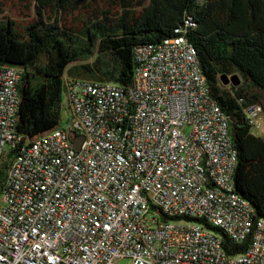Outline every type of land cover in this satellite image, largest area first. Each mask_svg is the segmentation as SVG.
Returning a JSON list of instances; mask_svg holds the SVG:
<instances>
[{
    "label": "built area",
    "instance_id": "obj_1",
    "mask_svg": "<svg viewBox=\"0 0 264 264\" xmlns=\"http://www.w3.org/2000/svg\"><path fill=\"white\" fill-rule=\"evenodd\" d=\"M194 27L135 46L128 88L64 75L70 119L32 140L17 130L21 71L0 66V264H264V219L234 191L231 120L210 102ZM244 114L264 139L262 105ZM222 235L247 249L228 255Z\"/></svg>",
    "mask_w": 264,
    "mask_h": 264
},
{
    "label": "trees",
    "instance_id": "obj_2",
    "mask_svg": "<svg viewBox=\"0 0 264 264\" xmlns=\"http://www.w3.org/2000/svg\"><path fill=\"white\" fill-rule=\"evenodd\" d=\"M6 3L0 0V15ZM17 6L26 18L34 9L35 17L22 32L13 20L0 23V66L21 71L17 130L30 140L59 127L64 75L128 88L135 46L172 37L184 20L195 23L185 35L210 97L231 120L238 159L234 191L251 204L255 218L264 219V139L244 114L245 106L259 103L258 94L264 93V0H17ZM85 6L92 21L79 24L76 18ZM235 74L241 79L238 87L221 84V75ZM6 167L4 162L0 191ZM248 244L249 238L237 244L222 235L228 255L245 252Z\"/></svg>",
    "mask_w": 264,
    "mask_h": 264
},
{
    "label": "rangeland",
    "instance_id": "obj_3",
    "mask_svg": "<svg viewBox=\"0 0 264 264\" xmlns=\"http://www.w3.org/2000/svg\"><path fill=\"white\" fill-rule=\"evenodd\" d=\"M6 1H7V3H6V6L4 7L5 11L3 12L2 15H0V23L1 22H5L7 19L13 20L15 22L14 25H15L16 30L22 32L23 29L25 28V26L27 24L31 23V21L35 17L34 9H33V11L31 10V12L29 14H27L29 16L26 18L21 13H19L20 8L17 6V0H12V1L6 0ZM87 12L91 13V9L89 10V8H87L86 6H85L84 9H81V7H80V11L78 12V17L76 18V19H78L77 21H79L77 23L80 24L81 21H86V22L92 21V20H90L89 16L87 15V14H90V13H87ZM43 19L47 23L50 22V21L46 20L44 18V16H43ZM68 20H70V19H68ZM112 22H115V20L112 21ZM50 24H51V22H50ZM59 31L61 32V29ZM88 57H89V61H92L94 59L93 56H88ZM82 59H84V57ZM84 61L85 60H83L82 62H84ZM235 75H237V74H235ZM239 79H240V77H239ZM240 83H241V79H240ZM258 95L260 97L259 103L262 106H264V93L263 94H258ZM70 116H71V114H70V111L67 108L65 97H62V109H61L60 127H64L63 125H65L67 123V121L70 119ZM186 131H187V129H186ZM253 132L255 134H257L256 130H254ZM116 264H130V261L128 259H124V260L118 261Z\"/></svg>",
    "mask_w": 264,
    "mask_h": 264
},
{
    "label": "water",
    "instance_id": "obj_4",
    "mask_svg": "<svg viewBox=\"0 0 264 264\" xmlns=\"http://www.w3.org/2000/svg\"><path fill=\"white\" fill-rule=\"evenodd\" d=\"M220 82L223 86L231 85L233 87H238L240 85V79L237 75L227 76L221 75ZM75 149H78V146L75 145Z\"/></svg>",
    "mask_w": 264,
    "mask_h": 264
},
{
    "label": "bare ground",
    "instance_id": "obj_5",
    "mask_svg": "<svg viewBox=\"0 0 264 264\" xmlns=\"http://www.w3.org/2000/svg\"><path fill=\"white\" fill-rule=\"evenodd\" d=\"M185 22H186V23H192L189 19L185 20ZM180 31H181V27L178 28V29H175V30H174V35H173L172 37H177V36H178V33H179ZM210 102H213V105H214L215 107H220V106L218 105V103L216 102V100H214V99L211 98V97H210ZM223 116H229V115H227V114L223 111Z\"/></svg>",
    "mask_w": 264,
    "mask_h": 264
}]
</instances>
